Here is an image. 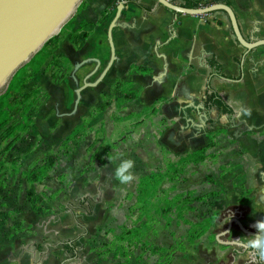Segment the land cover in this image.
Here are the masks:
<instances>
[{
	"label": "crops",
	"instance_id": "obj_1",
	"mask_svg": "<svg viewBox=\"0 0 264 264\" xmlns=\"http://www.w3.org/2000/svg\"><path fill=\"white\" fill-rule=\"evenodd\" d=\"M170 1L182 6L184 3ZM208 1L229 5L247 40L264 39V0ZM84 2L76 12L72 29L93 24L84 43L77 48L68 34L58 41L54 51L68 58L77 81L83 79L84 84L100 78L96 86L81 92L80 104L90 108L98 95L108 92L117 81H133L141 103L159 99L163 115L171 112V119L175 120V125L167 130L172 141L168 142L162 134L161 143H167L174 153L182 148L189 152L206 148V153H210L207 175L213 181L208 191L216 193L211 214L217 216L212 229L218 234L224 232L230 213L255 228L254 224L264 219V46L252 50L242 46L229 16L220 10L189 15L176 13L158 0ZM121 3L124 6L110 31ZM109 31L115 52L112 63ZM212 58L223 72L242 78H222L210 66ZM138 67L152 71L141 73ZM33 79L31 82L48 88L52 98L49 88L60 89L63 99L54 102L55 109H62L70 101L73 90L63 80L54 81L52 70L43 69ZM208 81L233 108V114L206 108ZM142 85L148 89L142 91ZM89 201L85 197L81 205ZM67 213L48 215L33 226L29 217L24 220L10 214L0 227V264H116L113 257L106 256L104 249L92 242L97 239L96 230L82 232L88 221L95 229L97 222L93 223L87 215ZM14 219L22 222L19 231L13 226ZM248 236L233 227L221 239L227 242ZM216 241L221 245L208 249L211 261L205 264H255L254 258L236 243ZM146 253V248H136L128 264H147ZM158 253L162 264V252ZM156 257L154 249V264Z\"/></svg>",
	"mask_w": 264,
	"mask_h": 264
},
{
	"label": "rangeland",
	"instance_id": "obj_2",
	"mask_svg": "<svg viewBox=\"0 0 264 264\" xmlns=\"http://www.w3.org/2000/svg\"><path fill=\"white\" fill-rule=\"evenodd\" d=\"M76 12L45 47L44 54L50 55L40 70H52L54 81L71 87L70 101L55 109L54 102L63 99L60 89L49 88L52 98L48 88L31 82L36 73L28 68L23 85L0 104V209L16 218L29 217L31 226L48 215H87L97 228L88 221L82 232L96 230L92 242L116 264H128L139 247L147 250V264H154V249L156 264L159 251L162 264L208 263V249L221 245L216 241L219 231L212 229L217 216L211 214L214 194L208 191L213 181L207 175L210 153L192 156L195 151L183 148L174 153L161 143L162 134L172 141L167 130L175 120L171 112L163 115L159 99L141 103L138 90L136 98L126 97L135 89L133 81L99 94L90 108L77 103L83 79L77 81L70 63L54 53L57 39L72 32ZM201 156L203 161L193 160ZM126 159L135 162V179L121 184L115 170ZM155 174L158 179L148 177ZM85 197L90 203L83 206ZM34 205L44 211H34ZM14 220L19 231L22 222Z\"/></svg>",
	"mask_w": 264,
	"mask_h": 264
},
{
	"label": "water",
	"instance_id": "obj_3",
	"mask_svg": "<svg viewBox=\"0 0 264 264\" xmlns=\"http://www.w3.org/2000/svg\"><path fill=\"white\" fill-rule=\"evenodd\" d=\"M83 1L0 0V94L8 87L17 70L35 56L53 36L61 31L63 25L78 10ZM158 1L176 13L189 15H203L218 10L224 11L229 16L234 35L242 46L247 50L264 46V39L249 41L245 38L234 10L226 3L217 2L208 6L192 8L175 4L170 0ZM123 6L124 3L118 6L117 15L111 23L110 31L117 23ZM110 31L112 63L115 52ZM99 82L100 78L95 82L85 81L76 91L77 103H79L81 92L85 88L96 86ZM202 107L204 108V105ZM233 227H237L250 236L256 233L255 228L244 225L241 222V217L233 215L229 219L224 232L217 235V240L223 244H235L236 238L227 242L222 241L220 238L229 233Z\"/></svg>",
	"mask_w": 264,
	"mask_h": 264
},
{
	"label": "trees",
	"instance_id": "obj_4",
	"mask_svg": "<svg viewBox=\"0 0 264 264\" xmlns=\"http://www.w3.org/2000/svg\"><path fill=\"white\" fill-rule=\"evenodd\" d=\"M85 4V2L83 1L81 3V5L79 6V8H81L83 5ZM211 2H209L208 0H184L183 6L186 7H192V8H198V7H202V6H208L210 5ZM140 7H142L140 5ZM147 12L151 11L149 9L144 8ZM93 28V24L90 23H85L81 26L80 29L76 30V31H72L70 33V38L72 39L74 45L77 48H80L82 46V44L84 43V40L86 38V36L88 35L89 31ZM73 29V27H72ZM58 39H57V44H58ZM52 42V39H50L45 45L44 47L35 55L33 56L26 64H24L23 66H21L17 72L14 74V76L12 77L8 87L1 92L0 94V104L1 103H6L9 99V97L15 93L17 91V87H19V85H23V83L25 82V78L22 76L23 71H25L28 68H32L33 69V73H38L41 70V66H43V64L45 63L46 59L48 58V54H44V49L45 47ZM56 44V45H57ZM63 57L64 61H67L68 63H70V61L68 60V58H66L65 56H61ZM54 60V59H53ZM54 64L56 65V63H58L56 66H59L60 63L62 62H57V61H53ZM209 64L210 66L218 73L220 74V76L222 78L228 79V80H239L242 78V75H240L238 78L233 76L232 74H230L229 72H223L221 65L215 60V59H210L209 60ZM139 72L141 73H150L152 71L151 68H147V67H138L136 68ZM123 81H117L114 85H113V91H115L117 85H119L120 83H122ZM126 97L128 98H136L137 97V93L135 92V90H130V92H128L126 94ZM205 106L207 109H211V108H217L221 113L223 114H233V108L223 99L222 95L215 89V87L211 84V81H208L207 83V88H206V95H205ZM104 105H101L99 107V110H103L104 109ZM75 134V133H74ZM69 138H67L65 141L67 142ZM211 145V143L209 144ZM206 152V148H202L200 150H197L193 153H191L190 155H195V154H199L201 153L202 155H204ZM190 153V152H189ZM188 155L184 156L183 158H187ZM204 156L199 157L198 159H193L195 161H200V160H204ZM52 161V159L50 158V160L48 161L49 164H51L50 162ZM46 171V169H45ZM43 171V172H45ZM156 175V176H155ZM155 175H150L148 176L149 178H153L156 177L157 179L159 178V174H155ZM161 177V176H160ZM145 180V179H143ZM143 182V181H142ZM142 184H139V187H141ZM211 195H215V192H211ZM213 195V196H214ZM83 203H85V200L83 201ZM33 210L36 212H43L44 208L43 206H33ZM9 217L8 211L6 210H1L0 209V227L2 226V224L4 223V221ZM216 218V217H215ZM215 220H213L212 225L214 226L215 224ZM208 228V227H207ZM66 249L69 251V246L66 247Z\"/></svg>",
	"mask_w": 264,
	"mask_h": 264
},
{
	"label": "clouds",
	"instance_id": "obj_5",
	"mask_svg": "<svg viewBox=\"0 0 264 264\" xmlns=\"http://www.w3.org/2000/svg\"><path fill=\"white\" fill-rule=\"evenodd\" d=\"M115 159H119V154H117ZM134 167L135 162L133 160H121L115 170V178L121 184H130L135 179L132 171ZM230 215L232 217L231 213ZM254 227L256 229L255 235L236 239L235 243L254 258L255 264H264V219L258 220Z\"/></svg>",
	"mask_w": 264,
	"mask_h": 264
}]
</instances>
